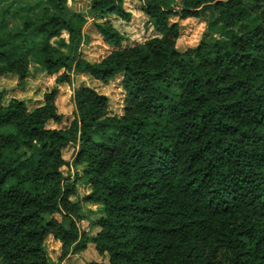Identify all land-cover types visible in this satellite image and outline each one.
Wrapping results in <instances>:
<instances>
[{"label": "trees", "instance_id": "16d2710c", "mask_svg": "<svg viewBox=\"0 0 264 264\" xmlns=\"http://www.w3.org/2000/svg\"><path fill=\"white\" fill-rule=\"evenodd\" d=\"M125 1L0 6V78L23 87L31 64L54 76L32 108L0 90L2 264H49L50 236L60 260L88 243L107 257L87 264H264V0H134L155 35L123 46L96 18L130 21ZM207 6L213 41L179 51L180 21ZM88 19L113 48L97 62L82 52ZM75 74L119 78L121 112L83 85L70 89L67 119L56 99ZM71 145L81 173L69 181ZM77 180L89 186L81 201L101 206L92 236L70 199Z\"/></svg>", "mask_w": 264, "mask_h": 264}, {"label": "rangeland", "instance_id": "374dc122", "mask_svg": "<svg viewBox=\"0 0 264 264\" xmlns=\"http://www.w3.org/2000/svg\"><path fill=\"white\" fill-rule=\"evenodd\" d=\"M90 0H67V4L73 10L86 11ZM6 5V0H0V5ZM11 4L9 2L7 5ZM125 6L131 12V19L128 22L120 18L109 15L97 17L96 20H109L114 27L126 36L123 46H131L135 43H141L144 39L155 35L152 28L144 25L145 18L137 10L136 2L134 0H126ZM1 11V10H0ZM200 18H188L180 21V37L178 38L177 48L179 51H184L188 47H194L201 41H213L214 36L210 35L206 29V20L213 18V11L211 7L202 8ZM172 20H176L173 17ZM84 33L88 36L87 42L82 46L84 57L91 61L97 62L104 57L113 48L107 45L102 38L95 32L92 20L88 19ZM36 66L31 64V75L27 78L26 85L23 87L17 86L16 77L14 78H0V90L4 92V100L14 96L23 99L27 106L32 108L36 106L41 98L42 92L54 84V76H47L44 73H35ZM120 79H116L109 84H102L84 74H75L72 85H63L59 87L57 95L58 111L65 115L68 119L72 116L73 105L70 99V89L78 86H89L96 88L99 93L106 95L109 99V111L113 113H120L122 107V100L124 99V92L120 87ZM53 125V124H51ZM76 147L68 146L63 151V157L68 165L62 168L63 175L72 181L75 175L81 173L80 168L72 166V160ZM89 192L88 183L85 181H76V194L70 199L72 202H81V213L83 219L78 223L81 231L86 232L92 236L96 233L97 228L92 223L101 216V206L95 203L82 202L84 197ZM60 219L59 216H56ZM45 250L48 256L49 264H87L89 262H106V256L97 254L92 243H88L84 251L79 254H70L66 258L60 260L61 243L53 239L51 236L47 238L45 243ZM2 264V260H0Z\"/></svg>", "mask_w": 264, "mask_h": 264}, {"label": "crops", "instance_id": "0c3cea01", "mask_svg": "<svg viewBox=\"0 0 264 264\" xmlns=\"http://www.w3.org/2000/svg\"><path fill=\"white\" fill-rule=\"evenodd\" d=\"M9 2H16L17 4L21 3V2H25V3H28V4H33L36 2V0H7V3ZM2 6V4L0 5ZM178 42V40H177Z\"/></svg>", "mask_w": 264, "mask_h": 264}]
</instances>
